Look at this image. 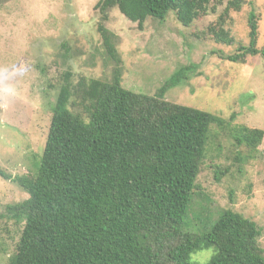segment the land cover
I'll return each mask as SVG.
<instances>
[{"label": "trees", "instance_id": "1", "mask_svg": "<svg viewBox=\"0 0 264 264\" xmlns=\"http://www.w3.org/2000/svg\"><path fill=\"white\" fill-rule=\"evenodd\" d=\"M215 0H100L99 32L116 62L112 81L64 74L52 109L49 134L34 174L0 177L24 189L28 198L6 208L24 224L9 264H201L192 256L214 249L205 264H264L261 231L250 218L221 211L205 232L185 229L198 189L201 167L213 142V127L230 128L239 145L256 152L264 131L232 126L231 120L166 100V94L196 73L184 66L155 95L137 93L122 84L115 36L104 25L117 9L142 29L152 18L170 13L186 28L208 15ZM220 4L224 0H217ZM244 0H229L218 27L209 32L219 44L235 43L224 27L229 13ZM248 45L222 59L242 63L261 56L259 25L248 18ZM73 98L84 113L71 110Z\"/></svg>", "mask_w": 264, "mask_h": 264}, {"label": "rangeland", "instance_id": "2", "mask_svg": "<svg viewBox=\"0 0 264 264\" xmlns=\"http://www.w3.org/2000/svg\"><path fill=\"white\" fill-rule=\"evenodd\" d=\"M100 0H0V167L13 178L34 174L49 134L52 109L64 74L112 81L116 62L106 52L99 32ZM229 0L212 2L208 15L184 27L174 13L166 21L148 19L143 28L117 9L105 27L114 34L121 59L122 84L137 93L155 95L184 66L197 65L166 94V100L220 115L232 126L264 131V59L242 63L222 59L248 45V18L257 14L258 48L264 46V0H244L232 10L225 29L235 43L219 44L209 32L218 27ZM73 98L71 110L84 113ZM213 142L198 177V189L185 229L205 232L221 211L232 210L253 220L261 231L264 251V140L256 152L239 145L230 128L213 127ZM28 198L11 180L0 177V264H9L24 229L6 208ZM214 249L194 254L205 264Z\"/></svg>", "mask_w": 264, "mask_h": 264}]
</instances>
